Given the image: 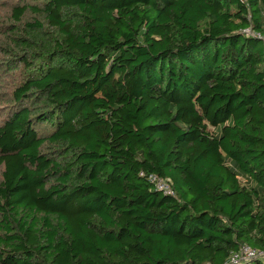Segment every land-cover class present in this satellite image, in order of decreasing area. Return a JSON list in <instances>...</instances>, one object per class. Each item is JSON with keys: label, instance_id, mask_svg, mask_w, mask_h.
Returning <instances> with one entry per match:
<instances>
[{"label": "trees", "instance_id": "trees-1", "mask_svg": "<svg viewBox=\"0 0 264 264\" xmlns=\"http://www.w3.org/2000/svg\"><path fill=\"white\" fill-rule=\"evenodd\" d=\"M14 5L0 264H264V0Z\"/></svg>", "mask_w": 264, "mask_h": 264}, {"label": "rangeland", "instance_id": "rangeland-1", "mask_svg": "<svg viewBox=\"0 0 264 264\" xmlns=\"http://www.w3.org/2000/svg\"><path fill=\"white\" fill-rule=\"evenodd\" d=\"M16 0H0V66L7 61L8 58H12L9 54V50L12 49L13 41L11 36L5 31L2 27L4 25L13 24L12 11ZM34 21V18L26 16L23 19V22ZM13 53H16L13 51ZM33 60V58H31ZM2 63V64H1ZM26 75V70L23 66L19 65L18 69L10 72L9 74L5 72H0V124L4 121L5 116L7 115L9 107L13 104L12 93L18 86L20 82L23 81L24 76ZM48 128L46 125L41 128V131H47ZM3 169L0 168V181L1 173Z\"/></svg>", "mask_w": 264, "mask_h": 264}, {"label": "built area", "instance_id": "built-area-1", "mask_svg": "<svg viewBox=\"0 0 264 264\" xmlns=\"http://www.w3.org/2000/svg\"><path fill=\"white\" fill-rule=\"evenodd\" d=\"M149 180L155 184L156 188L164 193L172 194L171 188L165 180L150 175ZM263 255L262 252L251 249L248 246H242L238 252L232 254L229 259L230 264H244Z\"/></svg>", "mask_w": 264, "mask_h": 264}]
</instances>
